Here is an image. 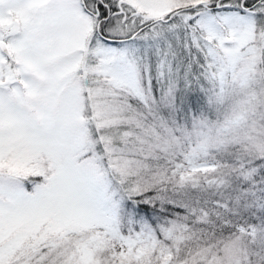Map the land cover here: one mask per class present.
Segmentation results:
<instances>
[{
  "label": "snow or ice",
  "instance_id": "6c2138e0",
  "mask_svg": "<svg viewBox=\"0 0 264 264\" xmlns=\"http://www.w3.org/2000/svg\"><path fill=\"white\" fill-rule=\"evenodd\" d=\"M0 264H264V0H0Z\"/></svg>",
  "mask_w": 264,
  "mask_h": 264
}]
</instances>
